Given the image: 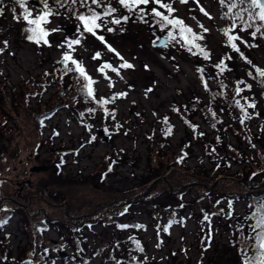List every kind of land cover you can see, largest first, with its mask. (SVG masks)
<instances>
[{
    "label": "rangeland",
    "instance_id": "1",
    "mask_svg": "<svg viewBox=\"0 0 264 264\" xmlns=\"http://www.w3.org/2000/svg\"><path fill=\"white\" fill-rule=\"evenodd\" d=\"M48 3L59 12L46 25L59 29L47 37L48 45L26 38L29 26L14 19L23 12L15 0L0 4V197L26 179L32 185H25L24 203L31 195L45 197L34 198V210L59 214L47 202L58 198L69 202L74 216L101 203L114 211L85 226L87 232L76 223V233L63 234L71 240L62 246L71 253L67 260L55 255L54 240L61 237L55 228L29 224L10 206L0 216V256L23 249L34 264H245L248 257L259 264L255 237L264 229L255 226L264 217V83L253 78V65L264 69V36L253 37L255 27L245 31L235 20L240 26L230 34L241 38L235 43L244 59L223 31L232 27L238 8L230 12L220 0H164L176 10L159 8L170 18L182 19L196 33L203 31L200 24L209 29L197 41L210 53L205 59L195 47L189 52L181 46L172 25L162 29L150 14L141 21L138 10L129 13L110 0L117 8L113 17L130 19L108 23L97 34L121 60L96 36L80 37L76 17L87 9L79 0L75 5L67 0L63 8L56 0ZM27 7L33 16L43 10L41 0H28ZM140 7L151 13L159 6ZM69 25L75 27L65 30ZM158 31L169 42L157 47ZM74 38L82 43L73 51L65 41ZM65 52L95 81V98L87 95V81L78 72L67 71L75 65H65ZM125 61L134 67L122 68ZM222 61L223 72L216 67ZM105 63L119 72L98 71ZM102 100L109 102L98 103ZM245 111L251 118L244 119ZM42 165H51L50 173L32 170Z\"/></svg>",
    "mask_w": 264,
    "mask_h": 264
},
{
    "label": "snow or ice",
    "instance_id": "2",
    "mask_svg": "<svg viewBox=\"0 0 264 264\" xmlns=\"http://www.w3.org/2000/svg\"><path fill=\"white\" fill-rule=\"evenodd\" d=\"M3 0H0V4H2ZM16 4L20 6V8L23 9V12L20 16H14V19L17 20H23L27 23L29 27H26L24 30L25 32L29 33L27 35V39L29 41H34L35 43H43L48 45L49 41L47 37L52 33L59 31V29H48L46 25L50 23V17L53 15H59L58 11H54L52 7H50L48 0H41V3L43 4V10L38 12L35 16H33V13L31 10L28 9L27 4L28 0H15ZM181 3H188V0H180ZM197 3H199V0H196ZM227 2L229 11L231 12L232 9H239V11L234 13V22L231 28L224 29V33L228 38L229 44L232 49H234L237 53H239L243 57V53L240 52V48L235 43V41L241 39L239 35H232L230 34L232 30L240 25H237L235 23V20L242 21V27L243 30H248L253 27H255V30L251 32V35L255 37L257 33H259L261 36H264V0H220L221 4H225ZM65 3H67V0H56V4L58 8H63L65 6ZM71 3L75 5L77 3V0H71ZM80 6L83 8H86V12L79 13L77 15L78 21L81 23L83 31L80 33V37L82 38L84 33H90L93 36H96L98 40L103 42L109 51L115 53L118 57H120L121 60H123V57L120 56V54L116 51V49L112 48L111 45L107 44L105 41L104 36L98 35L97 30L102 29L106 27L108 23L115 24V25H121L122 23H127L130 19L129 15H123L119 18L113 17V13L117 12V8L112 7L110 0L107 4L104 3V0H79ZM118 3L129 13L139 11V19L141 21L147 22L145 20L146 15H153L156 18H159L156 20L157 24H160L161 28H166L168 25H172L174 29L179 30V35L182 38L183 43L181 44L182 47H187V50L189 52H192L193 47H195L199 54H202L205 59L210 58V53L202 47L200 43H197V41L204 39V34L209 32L208 28H205L203 24H200L199 27L203 30L201 33H196L194 30L185 24V22L178 18H170L169 15H166L165 12H162L159 10V8H163L167 11V13L171 14L175 12L176 10L172 7L170 3H164V0H118ZM150 3L155 4L159 7H153L151 9V13H148L146 11V8L140 7L141 5L147 6ZM92 5H96L97 8H103V11H97L96 8L92 7ZM205 16H208L211 18L210 14L204 10L202 7L200 9ZM13 13L16 12V9L13 8ZM3 8L0 7V15H3ZM246 14V19H245ZM227 15V13L225 14ZM106 17H113L111 20H106ZM259 21L260 23H256ZM116 29L112 27H108V32H113ZM168 36L171 40L176 39V35L173 31H169ZM81 38H74V39H66L65 43L67 45V48L70 50H75L74 46L80 45L82 43ZM4 45H7V41L3 42ZM245 44H247V41H244ZM252 46V45H249ZM63 47V45H61ZM4 51V48L0 47V53ZM196 54V53H193ZM100 57V53L97 52L94 54L93 58L97 59ZM231 57H229L230 59ZM244 59H247L246 57H243ZM62 59L65 62V65L67 66V63L70 61L73 65H75V68H68L67 71H76L79 73L81 77H83L87 83L84 85V89L87 92V95L94 97L93 95V89L92 85L95 83V81L87 74L86 69L82 66V64L73 59L71 52H65L62 56ZM249 64H251V61H248ZM122 68H133L134 65L131 63L125 61L122 65ZM147 67V66H146ZM217 68L220 69L221 72L225 71V66L223 65V61L220 64L216 65ZM105 68H111L114 72H119V68H114L111 64L105 63L101 65V67L98 69L100 72H104ZM253 68L255 69L256 76H253V73L249 71L248 75L253 76L254 79L257 77L260 78L261 83H264V69H261L259 67H256L253 65ZM202 71V69H201ZM240 83H243L241 81ZM205 86H207L205 84ZM246 87L251 88V85H246ZM243 89L238 88L237 94L242 92ZM126 93H118L117 96H124ZM111 99H116V96L112 97ZM108 100H102L98 101V103H108ZM237 105L244 109V105H241L239 101H236ZM252 108H255V103H252L249 105ZM93 111V110H90ZM213 116H215V113H213ZM251 118L247 112L245 111L244 119ZM241 123H243V119L241 120ZM171 128L168 129V134H171ZM94 139V137H93ZM111 171V169H109ZM261 207H264V205H261ZM259 211V209H258ZM123 214V213H121ZM208 217L205 216V219ZM6 222V221H5ZM121 228L128 227L127 225H120ZM143 227V226H140ZM256 228H262L264 229V217L257 220V224L255 226ZM255 231V228H254ZM257 243L256 248L258 249L256 260L259 261V264H264V231L257 232L255 237ZM139 246V242H137ZM159 246V245H157ZM140 251H143L142 248H140ZM253 257H248L245 260V264H253Z\"/></svg>",
    "mask_w": 264,
    "mask_h": 264
},
{
    "label": "flooded vegetation",
    "instance_id": "3",
    "mask_svg": "<svg viewBox=\"0 0 264 264\" xmlns=\"http://www.w3.org/2000/svg\"><path fill=\"white\" fill-rule=\"evenodd\" d=\"M46 166L47 167H45L46 169L44 168V171L46 173L47 172L50 173L51 165L49 166L46 165ZM54 172H55V169H54ZM4 178H9V177L5 176ZM16 183H17V188L14 191V193L7 194V195L4 194L3 197H0V216L2 215L3 210H6L8 209V207L11 206V207H14L15 212L18 209L19 213L22 215L24 219H27L29 224L38 223L41 225V223L43 222L45 226L49 224L50 225L49 227H51V229L55 228L58 231V233H60V236H61L59 240H54L56 244V247L54 250L56 257L58 255L60 256V258H64V259L67 258V260L71 257V253L66 252V250L62 248V246L67 247V245H70L71 240H67L66 237L63 236V234L64 233L68 234V231H71V233H76V230L74 228V225L76 223L77 225L81 226V227L77 226L76 227L77 230H82L83 232H87L88 230L85 229V226L87 228H90L89 225H93L97 221L99 222V219L101 218L103 219V217L93 218L92 216L99 212L105 211L106 210L105 206L107 205L105 203L97 204L96 206H94V208L87 209L85 213L81 216L72 215V212H74V210H73V207L69 205V202L67 200L59 201L57 200L58 198H56L57 201L47 199V202L51 204L52 206H54L55 208H58L59 211L62 210L60 211L59 214H56V213L49 214L46 210H41V209L38 211L34 210L32 209L34 198L40 197L41 199L45 200V197L43 195H31L28 197L29 198L28 204L24 203L22 199L25 200L27 198L26 195H24L23 193V191L25 190V185L29 184V186H31L32 184L27 182L26 179L22 181L18 180ZM133 203L134 201L132 200L129 201L130 205H133ZM38 215H39V218H37ZM33 219H35V221ZM63 225H66L69 228L66 226L61 227ZM57 246H61V247H57ZM16 250L17 249H15L14 254L12 253L11 250H5V253L0 256V263L1 264H6V263L18 264L21 261L25 260V256H24L25 251L23 249L20 252L19 250L18 251ZM65 264H67V262H65Z\"/></svg>",
    "mask_w": 264,
    "mask_h": 264
},
{
    "label": "water",
    "instance_id": "4",
    "mask_svg": "<svg viewBox=\"0 0 264 264\" xmlns=\"http://www.w3.org/2000/svg\"><path fill=\"white\" fill-rule=\"evenodd\" d=\"M32 2H33L34 4L37 3V2H34V1H32ZM72 27H75V26H73V25L66 26V27H65V30H66V29H70V28H72ZM157 34H158V37H159V38H158V40L156 41L155 46H157V47H158V46H163V45H165L166 43L169 42L168 37H166L165 35H163L160 31H158ZM98 133H99L100 135L103 134V133H104V129L99 130ZM45 167H47V166H46V165L36 166V167L32 168V170H33V171H34V170H42V169H44ZM227 214L230 215V212L228 211ZM6 264H10V263H6ZM18 264H34V263L32 262L31 259H25V260L21 261V262L18 263Z\"/></svg>",
    "mask_w": 264,
    "mask_h": 264
},
{
    "label": "trees",
    "instance_id": "5",
    "mask_svg": "<svg viewBox=\"0 0 264 264\" xmlns=\"http://www.w3.org/2000/svg\"><path fill=\"white\" fill-rule=\"evenodd\" d=\"M67 5L65 4V6L64 7H66ZM175 32H179V30L177 31V30H174ZM182 39V38H181ZM87 83V82H86ZM43 116V115H42ZM156 182H153L152 183V186L151 187H153L154 186V184H155ZM111 210V211H110ZM110 210H105V211H103V212H99V213H97V214H95V215H93V216H95V217H103L104 215H105V213L106 212H111V213H113V211H114V209H110ZM102 219V218H101ZM87 225V224H86ZM77 226H79V225H76V227ZM91 226V225H90ZM79 227H81V226H79Z\"/></svg>",
    "mask_w": 264,
    "mask_h": 264
}]
</instances>
